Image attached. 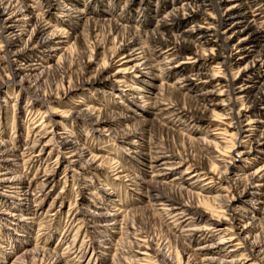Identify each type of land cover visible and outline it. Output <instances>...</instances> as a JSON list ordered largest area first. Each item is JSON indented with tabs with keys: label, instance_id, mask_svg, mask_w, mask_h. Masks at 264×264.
<instances>
[{
	"label": "rangeland",
	"instance_id": "rangeland-1",
	"mask_svg": "<svg viewBox=\"0 0 264 264\" xmlns=\"http://www.w3.org/2000/svg\"><path fill=\"white\" fill-rule=\"evenodd\" d=\"M14 1L16 8L26 9L28 5L31 8L16 23L18 27L13 34L20 41L7 50L2 48L0 52V83H7L0 85V142L5 145L3 150L14 148L25 161L0 162V173L5 174L2 180H10L4 183L6 187L3 190L0 189V264H52L56 257L62 259L59 264H132L135 256H141L135 252L143 251L138 244L139 239H146L151 245V257L146 258L143 264H187L188 261L189 264H201L196 249L201 241L189 242L184 236V228L175 225L171 215L162 210L164 206L151 199L155 193L153 190H156L173 197L172 205L174 202H189V199L198 203V193H206L199 189L202 183L192 186L194 179H189V175L179 176L188 164H195L193 169L196 166L210 168L213 153L206 149V141L212 139L208 134L213 130L192 113L181 119L168 117L149 109L148 102L153 95L160 96L157 94L160 93L163 99L180 102L191 111L196 109L195 94L180 87V75L165 76L163 62L167 58L153 52L155 48L149 49V40L144 36L147 47L141 48L142 41H138L135 49L141 48L138 56L151 59V64L142 68L151 65L154 68L132 69L135 63L145 61L142 58L129 63L126 67L134 71L125 75L128 85L141 87L143 91L139 96L142 100H135L136 104H133L130 94L135 92L129 91V86L111 82L87 83L76 89L89 59L92 60V73L86 77H95L103 66H106L104 77L115 74L122 63L118 61L122 57L119 52L122 44L132 37L130 34L133 32L150 34L154 29L153 20L166 11L161 8L162 3L159 4L163 0H135L132 5L127 0ZM65 6L75 9L73 17L66 16V11L60 9ZM40 17L44 26L47 24L43 36L52 34L55 38L42 51L25 59L28 64L38 62L39 69L30 76V83L22 85L23 75L12 79L10 67L6 64L11 55L14 58L24 52L27 39ZM0 19V34L3 35L0 40H5L11 30L3 31L4 17ZM262 26L264 28V22ZM58 41L64 43H56ZM115 50L118 53L114 54ZM217 62L216 58L209 61L204 70L216 69L220 66ZM231 63L228 68L233 67ZM13 67L15 69L17 64ZM145 72L149 74L143 75ZM136 75L138 77L133 79ZM70 84L77 85L75 91H67ZM26 89L43 98H56V101L43 103L26 93ZM6 91L8 95H5ZM28 103H33L32 109L25 106ZM92 104L101 110L90 112L87 118L78 116ZM142 104L145 106L141 108ZM51 111L64 115L56 117L58 124L53 127L54 133L46 135L48 137L34 148L33 153L38 154L51 138L52 145L37 162L31 164L27 159V147L32 145L33 137L43 132L37 124L43 122L46 125L49 117H53ZM100 118L109 121L105 130L96 125ZM32 131L33 135L28 138ZM59 131L70 136L78 148L74 152L83 153L81 159L71 157L74 152L60 151L59 137L55 135ZM151 142L174 158L183 157L184 165L169 175L153 176L161 169H149L143 164L146 163L143 159L148 158L143 152L153 146ZM225 153L226 156L232 155L229 150ZM77 160V164H69V161ZM127 173L129 177L126 178ZM45 175L51 184L38 192ZM19 181L29 185V193H34L40 204L33 216L34 222L29 225L21 221L26 211L15 209L19 206L18 201L8 197ZM172 185L190 189L192 198L183 189H174ZM215 186L218 188L219 183ZM93 192L96 195H92ZM216 192L206 194L214 195ZM261 193L264 195V187ZM244 205L246 210H236L235 217L247 223L250 221L247 220L249 213L257 215L253 209L256 204ZM201 225L200 222L196 224Z\"/></svg>",
	"mask_w": 264,
	"mask_h": 264
},
{
	"label": "bare ground",
	"instance_id": "bare-ground-1",
	"mask_svg": "<svg viewBox=\"0 0 264 264\" xmlns=\"http://www.w3.org/2000/svg\"><path fill=\"white\" fill-rule=\"evenodd\" d=\"M127 1H130L132 5L135 0ZM159 4L166 11L153 20L154 29L150 31L149 35H141L146 31L130 34L132 37L122 44L119 51L122 57L118 61L122 63L113 76L104 77L103 69L106 66H103L102 71L95 77H86L92 73V60L89 59L86 62L87 66L83 71L80 85L77 87V85L70 84L67 91H75L76 87L79 89L87 83L110 84L109 82H111L118 86H129L128 90L135 92L130 95L134 99L132 103L136 104L135 100L143 99L142 96H139L141 95L140 91L143 90L141 87L133 88L128 85L125 75L130 71L133 72L132 69L142 71V69L154 68V65L142 68L143 65H150L151 59L137 55L141 48L147 47L143 38H148L150 43L148 48H155L153 52L157 51L159 53L157 55L167 58L163 62L166 70L165 76L180 75V87H184V90L192 92L196 96V109H192L193 111L180 105V102L179 104L174 100L163 99L160 93H157L160 96L153 95L154 97L148 100L149 109L162 112L168 117H180L179 119L192 113L193 117L206 123V127L213 130L208 134L212 136V139L206 141V149H211L210 152L213 153L209 162L210 168L196 166L193 169L195 164H188L186 170L181 172L179 177L189 175V179H194L192 186L197 182L202 183L200 191L206 193L217 191L214 195L198 193V203L189 199V202H174L172 205L170 202L174 200L173 197L157 193L156 190H153L155 193L151 199L160 202L164 206L162 210L171 215L172 222L184 228V232H186L184 236L189 242L201 241V245L196 248L199 251L198 260L201 264H264V198H262L264 195L261 193L264 187V28H262L264 0H163ZM30 8L31 5H28L26 9L25 7L16 8V1L0 0V17H4V24L1 27L3 31L11 30L5 40H3L4 38L0 40V52L3 51L2 48L7 50L20 41L15 37L16 34H13L18 27L16 23L20 16L26 11L29 12ZM60 9L66 11V16H74L75 9L68 6ZM117 25L122 26L118 23ZM36 26L27 39L24 52L15 55L14 58L11 55V59L9 58L8 64H6L10 67L12 79L23 75L22 81H20L22 85L30 83L32 80L30 76L39 69L38 62H29L28 64L25 59L42 51L55 38L52 34L48 37L43 36L47 24L44 26L42 18L37 21ZM173 31H177V33H173ZM26 35L28 36V33ZM1 37L3 35L0 34ZM138 41H142V47L135 49ZM132 48L133 50L129 51ZM116 52L115 50L114 54ZM142 58H145L146 62L135 63L132 69L126 67L129 63ZM215 58L221 67L210 72L205 71L204 67L207 63ZM230 63L233 67L228 68ZM14 64H17L15 69ZM193 64L195 65L193 66ZM234 69L238 70L234 71ZM148 74L145 72L143 75ZM137 77L138 75L133 79ZM5 84L7 83H0V85ZM26 93L43 103L56 101V98L47 96L43 98L27 89ZM5 95H8L7 91ZM236 104L237 107H235ZM25 106L31 108L33 103H28ZM144 106L142 104L141 108ZM159 106H163V108ZM100 110L94 104L88 105L83 115L79 114L78 116L87 118L91 115L90 112ZM51 114L53 117H49L47 126L43 125V122L37 124V127H41L40 130L43 132L37 135L38 138L37 136L33 137L32 145L27 147L29 153L27 159L31 164L37 162L52 145L51 138L50 143L43 144L38 154L33 153L34 148L48 137L46 135L54 133L53 127L58 121L56 117L64 115L53 111ZM108 122V120L100 118L96 125L102 126L101 129L105 130ZM33 132L28 133L27 137L32 136ZM55 135L59 137L60 151L71 154L78 149L69 138L70 136L64 135V131H59ZM0 144L1 163L15 161L14 159L22 160L21 155H18L19 152L17 154V150L14 148L3 150L5 145L1 142ZM151 144L153 146L148 147L149 149L146 148V153L143 152L148 157L143 159L146 161L143 164L149 169H161L153 176L169 175L184 165L183 157L174 158L155 142H151ZM227 149L232 151V155L226 156ZM71 157L81 159L83 153L74 152ZM227 157L228 159H226ZM215 161L217 162L215 163ZM77 162L79 160L69 161V164L73 165ZM4 175L0 173L1 190L6 187L4 183L10 181L9 179L2 180ZM125 177H129V173ZM216 179L219 181L216 182ZM41 181L44 184L39 186L38 192L42 191L44 186L51 184L50 178L46 175ZM130 181L132 180L130 179ZM217 183H219L218 188L215 186ZM15 184L17 186L12 187L15 190L8 197L18 201L19 206L14 207L15 209L26 211V215L21 221L23 224L29 225L34 222L33 216L40 206L36 199L38 197L34 193H29V185H24L25 182L19 181ZM172 186L174 189H183V192L192 198L190 189L182 185ZM222 192H226V194ZM92 195H96L95 192ZM250 202L256 204L253 209L257 211V215L249 213L247 220L250 221L245 223V220L235 217V212L238 209L246 210L244 204ZM7 215L15 217L13 214ZM197 222L202 225L196 226ZM214 237L217 239L212 240ZM102 241L106 242L107 240ZM138 241L143 251L135 252L141 256H135L132 264H143L146 258L151 257L149 253L151 245L148 241L146 239ZM42 261L43 259L40 262ZM61 262V257H56L52 264ZM188 262L187 264H189Z\"/></svg>",
	"mask_w": 264,
	"mask_h": 264
}]
</instances>
